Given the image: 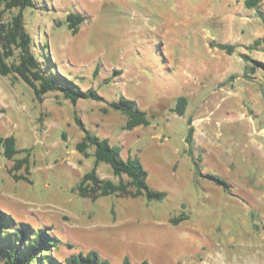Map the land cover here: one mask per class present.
<instances>
[{"label":"rangeland","instance_id":"obj_1","mask_svg":"<svg viewBox=\"0 0 264 264\" xmlns=\"http://www.w3.org/2000/svg\"><path fill=\"white\" fill-rule=\"evenodd\" d=\"M244 1L34 0L23 17L41 66L105 100L73 105L53 91L38 101L15 74L0 75V137L30 149L13 159L0 152V210L47 228L60 240L51 252L57 261L96 250L111 264H264V154L253 141L264 145V47L246 49L264 36V0L252 9ZM68 13L85 17L76 34ZM219 42L237 47L228 54ZM121 95L147 112L149 125L123 129L126 116L109 106ZM179 96L187 97L183 116L174 110ZM75 114L87 131L122 147L124 159L138 158L165 197L93 199L74 190L94 165L76 149L85 130ZM189 118L199 142L191 147ZM26 157L28 171L10 173ZM97 174L119 180L105 162Z\"/></svg>","mask_w":264,"mask_h":264},{"label":"trees","instance_id":"obj_2","mask_svg":"<svg viewBox=\"0 0 264 264\" xmlns=\"http://www.w3.org/2000/svg\"><path fill=\"white\" fill-rule=\"evenodd\" d=\"M262 0H245L247 8H258ZM34 6V0H0V75L8 76L15 74L22 79L33 91L35 98L42 101L43 97L53 91H59L65 99L76 105L80 99H91L104 101L96 89H81L73 80L64 75L58 79L50 75L43 68L32 50L33 38L27 31L24 24L23 11L27 7ZM10 17L6 20L5 15ZM85 21V17L80 14L68 13L66 22L73 34L79 31V26ZM220 50L232 54L237 45L219 42L214 44ZM264 47V36L256 38L246 46L247 50H256ZM15 53L16 60L9 63ZM241 57L252 62L256 67L263 64L248 55L242 53ZM98 72V67L94 70V75ZM109 106L120 111L126 116L124 130H132L138 126H147L150 120L146 111L139 108L135 100L123 95L117 101H112ZM187 106V97L179 96L176 101L175 112L183 116ZM107 112V109H104ZM76 124L85 130L84 137L76 143V149L85 157H94V165L89 172H86L74 188L81 196L92 197L116 195L118 197L136 198L143 196L148 201L162 200L165 192L152 188L147 182V171L136 157L129 156L124 159L121 156V147L111 145L107 138H101L85 129V126L77 114L74 116ZM188 134L186 143L193 145L194 126L192 120L188 121ZM65 136V135H64ZM93 149L90 153L89 149ZM29 151L30 149H22ZM16 147V138L13 135L0 137V152L8 159H13L17 153L22 151ZM29 155V154H28ZM105 162L112 168L113 174L119 177L118 182L111 179L100 178L97 174L99 163ZM28 158L16 160L10 173L19 170L25 165L28 171ZM16 179H26L20 174H13ZM127 177V180L123 179ZM211 178L218 184L229 187L230 183L221 177L212 175ZM188 216L172 218L174 224L187 219ZM60 240L48 233V229L36 230L26 223H17L6 212L0 210V264H33L35 260L45 263L47 259L54 260L57 264H111L107 259L101 258L96 250L87 253L72 254L57 261L51 254L58 246ZM123 264H132L125 258ZM141 264H149L147 260Z\"/></svg>","mask_w":264,"mask_h":264},{"label":"crops","instance_id":"obj_3","mask_svg":"<svg viewBox=\"0 0 264 264\" xmlns=\"http://www.w3.org/2000/svg\"><path fill=\"white\" fill-rule=\"evenodd\" d=\"M78 103V102H77ZM139 127V126H138ZM135 128H137V127H135ZM134 128V129H135ZM133 130V129H132ZM262 131V130H261ZM206 132V131H205ZM259 133H260V131H259ZM263 133H264V131H263ZM194 134L195 135H193V142H194V138H195V142L199 145V142H198V139H197V135H198V128L196 127V125H195V127H194ZM254 141V143L257 145V147L259 148V150L261 149L262 150V152H263V154H264V145H261V143L260 142H258L257 140H253ZM203 143H206V135H205V138H204V142ZM253 148H255V147H253ZM121 152H122V147H121ZM129 156H131V154L129 155ZM128 156V157H129ZM99 166V165H98ZM97 171H98V167H97ZM117 177V176H116ZM102 178V177H101ZM117 178H119V177H117ZM231 185V184H230ZM250 191L251 192H254L253 191V189H250Z\"/></svg>","mask_w":264,"mask_h":264}]
</instances>
